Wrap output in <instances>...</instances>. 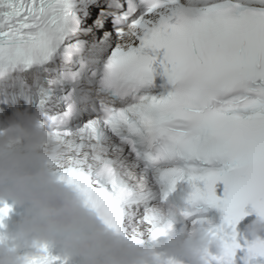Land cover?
Returning <instances> with one entry per match:
<instances>
[{"label": "snow or ice", "instance_id": "1", "mask_svg": "<svg viewBox=\"0 0 264 264\" xmlns=\"http://www.w3.org/2000/svg\"><path fill=\"white\" fill-rule=\"evenodd\" d=\"M26 107L63 149L57 181L109 230L158 240L157 196L186 184L194 225L224 217L209 264H264V241L231 235L246 205L264 215V0H0V115ZM39 253L25 264H66Z\"/></svg>", "mask_w": 264, "mask_h": 264}, {"label": "clouds", "instance_id": "2", "mask_svg": "<svg viewBox=\"0 0 264 264\" xmlns=\"http://www.w3.org/2000/svg\"><path fill=\"white\" fill-rule=\"evenodd\" d=\"M63 154L38 108H11L7 116L0 115V204L12 201L23 209L13 235L26 242L28 256L39 255V246L51 243L61 258L74 264H209L213 253L225 257L224 242L210 236L204 225L182 227L175 239L154 247L109 230L74 189L57 181L50 165ZM191 191L189 185H179L154 205V213L184 225L193 214L187 203ZM224 224L221 215L219 225ZM237 226L231 235L237 234ZM243 236L251 239L249 247L264 241V215L255 213ZM250 259L246 252L243 264ZM0 264H25V260L15 249L0 245Z\"/></svg>", "mask_w": 264, "mask_h": 264}]
</instances>
